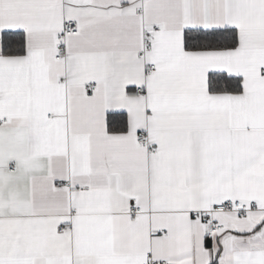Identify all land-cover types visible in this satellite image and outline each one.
Listing matches in <instances>:
<instances>
[{"label": "snow or ice", "instance_id": "1", "mask_svg": "<svg viewBox=\"0 0 264 264\" xmlns=\"http://www.w3.org/2000/svg\"><path fill=\"white\" fill-rule=\"evenodd\" d=\"M0 264H264V0H0Z\"/></svg>", "mask_w": 264, "mask_h": 264}]
</instances>
